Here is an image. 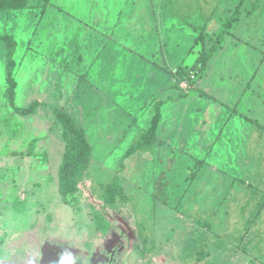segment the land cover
<instances>
[{
	"label": "rangeland",
	"instance_id": "1",
	"mask_svg": "<svg viewBox=\"0 0 264 264\" xmlns=\"http://www.w3.org/2000/svg\"><path fill=\"white\" fill-rule=\"evenodd\" d=\"M41 2L0 10L14 103H42L12 112L0 47V264H39L53 242L102 253L113 235L126 264H264V0ZM224 28L192 81L176 73ZM52 108L91 146L66 203ZM111 183L126 199L106 206Z\"/></svg>",
	"mask_w": 264,
	"mask_h": 264
},
{
	"label": "trees",
	"instance_id": "2",
	"mask_svg": "<svg viewBox=\"0 0 264 264\" xmlns=\"http://www.w3.org/2000/svg\"><path fill=\"white\" fill-rule=\"evenodd\" d=\"M37 2L39 0H36ZM42 5H46L49 0H41ZM29 0H0V10H16L27 6ZM228 21L225 23L229 25ZM227 32L224 28L214 39L208 49H201L194 60L191 70L187 73L184 69L177 67L176 73L180 74L183 79L192 81L194 75L202 70L208 59L214 54L215 50L221 47L222 35ZM0 47L2 48L4 58V79L6 83L5 97L9 107L14 114L27 116L35 112L38 105L42 104L38 100H32L28 104L19 106L14 103L16 81L14 78V69L16 61L13 57L16 40L12 34L0 32ZM53 120L52 125L59 129V134L63 142V151L57 168V190L62 202L66 203L68 197H72L77 189L75 181L76 174L84 169L90 159L91 146L86 138L85 131L76 123L72 117L62 108H52ZM160 113L157 110L150 118L147 130L142 134L139 141L133 144L130 149L141 142H149L153 138L158 123ZM126 199L122 188L115 183L107 184L101 194V200L106 206H113L117 201ZM107 223H103V230Z\"/></svg>",
	"mask_w": 264,
	"mask_h": 264
},
{
	"label": "flooded vegetation",
	"instance_id": "3",
	"mask_svg": "<svg viewBox=\"0 0 264 264\" xmlns=\"http://www.w3.org/2000/svg\"><path fill=\"white\" fill-rule=\"evenodd\" d=\"M119 236L113 235L105 244L102 253L94 251L91 247L73 249L66 243H45L39 251V264H126L121 258L122 247ZM48 245L42 253V247ZM43 260V262H42Z\"/></svg>",
	"mask_w": 264,
	"mask_h": 264
},
{
	"label": "water",
	"instance_id": "4",
	"mask_svg": "<svg viewBox=\"0 0 264 264\" xmlns=\"http://www.w3.org/2000/svg\"><path fill=\"white\" fill-rule=\"evenodd\" d=\"M46 248H48V245H44V246L42 247V253L45 252ZM42 262H43V260H42Z\"/></svg>",
	"mask_w": 264,
	"mask_h": 264
}]
</instances>
